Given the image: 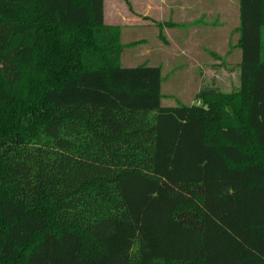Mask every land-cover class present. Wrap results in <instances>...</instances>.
Here are the masks:
<instances>
[{
  "label": "trees",
  "instance_id": "trees-1",
  "mask_svg": "<svg viewBox=\"0 0 264 264\" xmlns=\"http://www.w3.org/2000/svg\"><path fill=\"white\" fill-rule=\"evenodd\" d=\"M238 5L239 91L164 107L159 67L121 65L105 0H0V264L216 261L234 184L264 228V0ZM40 147L81 160H15Z\"/></svg>",
  "mask_w": 264,
  "mask_h": 264
},
{
  "label": "rangeland",
  "instance_id": "rangeland-1",
  "mask_svg": "<svg viewBox=\"0 0 264 264\" xmlns=\"http://www.w3.org/2000/svg\"><path fill=\"white\" fill-rule=\"evenodd\" d=\"M237 3L238 0H106L105 24L121 30L123 67L161 69L162 106L192 105L197 104L195 97L202 90L230 95L240 89L242 53L238 47ZM123 21L127 26L121 24ZM73 154L40 147L25 158L19 154L15 160L51 166L60 177L81 160L80 151ZM60 180L55 179V184L64 185ZM233 186L236 209L219 222L218 228L227 243L213 256L218 260L210 258L207 264H260L258 257L264 259V228L241 224L240 185Z\"/></svg>",
  "mask_w": 264,
  "mask_h": 264
},
{
  "label": "crops",
  "instance_id": "crops-1",
  "mask_svg": "<svg viewBox=\"0 0 264 264\" xmlns=\"http://www.w3.org/2000/svg\"><path fill=\"white\" fill-rule=\"evenodd\" d=\"M226 1H228V0H226ZM105 5H106V0H105ZM237 5H238V3H237ZM190 9H194L193 7H190ZM238 10H239V5H238ZM238 15H239V11H238ZM105 22H106V15H105ZM121 24H123L124 26H127L126 24L127 23H124V21H123V23H121ZM237 29H238V27H237ZM202 44H205V43H203V42H201Z\"/></svg>",
  "mask_w": 264,
  "mask_h": 264
}]
</instances>
